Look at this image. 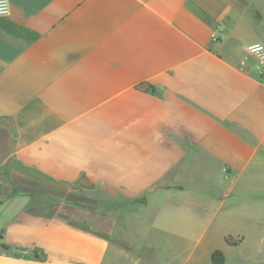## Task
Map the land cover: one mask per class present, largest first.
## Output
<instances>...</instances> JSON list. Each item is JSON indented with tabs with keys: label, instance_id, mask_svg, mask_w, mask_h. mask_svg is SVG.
I'll return each instance as SVG.
<instances>
[{
	"label": "crops",
	"instance_id": "0c3cea01",
	"mask_svg": "<svg viewBox=\"0 0 264 264\" xmlns=\"http://www.w3.org/2000/svg\"><path fill=\"white\" fill-rule=\"evenodd\" d=\"M251 42L264 43V0H10L0 264H197L202 223L264 228ZM100 202L124 217L118 240L63 217ZM146 214H183V237L149 233ZM260 250L241 259L264 262Z\"/></svg>",
	"mask_w": 264,
	"mask_h": 264
},
{
	"label": "rangeland",
	"instance_id": "374dc122",
	"mask_svg": "<svg viewBox=\"0 0 264 264\" xmlns=\"http://www.w3.org/2000/svg\"><path fill=\"white\" fill-rule=\"evenodd\" d=\"M108 206L102 202L95 206H88L84 203L75 207V211L64 214L63 217L69 218L73 224L87 230L111 234L115 240H118L122 233L125 234L127 232L123 230L125 228V220L123 215L118 213L117 209H114L113 206H110V208ZM108 210H110V214L106 213ZM144 213H146L145 210ZM145 218L144 226L149 228V233L164 240L180 239L186 231L183 228L184 224L179 221L180 218H185L183 214L175 215V217H170L169 219L167 217L161 218L158 215L159 220H149V215L146 214ZM234 221L233 223L229 222L221 226H217L215 222L208 226L202 223L200 228L193 231L191 237L196 238L194 239L195 241H200L198 245L199 249H205L206 251V256L197 264H212L211 254L216 249L224 252L226 256L225 264H264V262L257 259L254 263L241 259L245 257L248 251L251 252L254 249H261L260 251L263 250L264 253V228H262V225L256 228L247 221L245 216H240L238 220L235 219ZM121 224L123 228L120 227ZM248 225H250V228H248ZM129 233L132 234L133 231L130 230ZM228 236L234 241H237L239 238L241 239L243 236L246 239L244 242L240 240L238 244L232 246L227 244L225 240Z\"/></svg>",
	"mask_w": 264,
	"mask_h": 264
},
{
	"label": "built area",
	"instance_id": "2783aa9c",
	"mask_svg": "<svg viewBox=\"0 0 264 264\" xmlns=\"http://www.w3.org/2000/svg\"><path fill=\"white\" fill-rule=\"evenodd\" d=\"M10 12V0H0V16L8 15ZM257 44L261 47H255ZM246 55L243 60L245 64L249 59L253 60L255 70L258 75L264 77V43L262 42H251L247 44Z\"/></svg>",
	"mask_w": 264,
	"mask_h": 264
},
{
	"label": "trees",
	"instance_id": "16d2710c",
	"mask_svg": "<svg viewBox=\"0 0 264 264\" xmlns=\"http://www.w3.org/2000/svg\"><path fill=\"white\" fill-rule=\"evenodd\" d=\"M226 242L227 244L229 245H236L240 242V238L237 240V241H234L231 237H226ZM0 248L1 250H9V246L6 244V243H0ZM211 261H212V264H225L226 263V257H225V254L222 250L220 249H216L212 252V255H211Z\"/></svg>",
	"mask_w": 264,
	"mask_h": 264
},
{
	"label": "clouds",
	"instance_id": "9594fccd",
	"mask_svg": "<svg viewBox=\"0 0 264 264\" xmlns=\"http://www.w3.org/2000/svg\"><path fill=\"white\" fill-rule=\"evenodd\" d=\"M255 47L259 48V47H261V45L257 44Z\"/></svg>",
	"mask_w": 264,
	"mask_h": 264
}]
</instances>
